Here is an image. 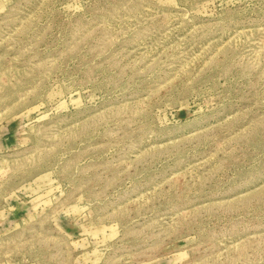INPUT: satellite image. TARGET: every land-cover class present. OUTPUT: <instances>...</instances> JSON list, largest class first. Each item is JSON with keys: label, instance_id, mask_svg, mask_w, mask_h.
<instances>
[{"label": "rangeland", "instance_id": "obj_1", "mask_svg": "<svg viewBox=\"0 0 264 264\" xmlns=\"http://www.w3.org/2000/svg\"><path fill=\"white\" fill-rule=\"evenodd\" d=\"M0 264H264V0H0Z\"/></svg>", "mask_w": 264, "mask_h": 264}]
</instances>
